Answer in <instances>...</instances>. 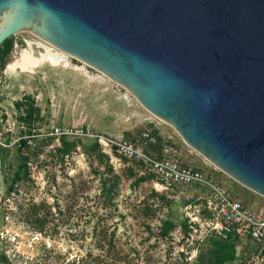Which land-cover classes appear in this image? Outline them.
I'll list each match as a JSON object with an SVG mask.
<instances>
[{
    "label": "rangeland",
    "instance_id": "374dc122",
    "mask_svg": "<svg viewBox=\"0 0 264 264\" xmlns=\"http://www.w3.org/2000/svg\"><path fill=\"white\" fill-rule=\"evenodd\" d=\"M10 36L0 67V264H264V244L211 232L205 191L165 188L94 136L47 133L57 125L132 137L151 128L182 148L186 163L223 177L244 204L262 207L263 196L189 154L178 132L130 92L54 45L48 58L21 67L26 52L41 58L44 42L28 30ZM75 66L116 85L126 100L70 74ZM30 109L38 116L28 119ZM167 220L174 226L165 231Z\"/></svg>",
    "mask_w": 264,
    "mask_h": 264
},
{
    "label": "water",
    "instance_id": "95a60500",
    "mask_svg": "<svg viewBox=\"0 0 264 264\" xmlns=\"http://www.w3.org/2000/svg\"><path fill=\"white\" fill-rule=\"evenodd\" d=\"M26 30L264 197V0H0V44Z\"/></svg>",
    "mask_w": 264,
    "mask_h": 264
},
{
    "label": "built area",
    "instance_id": "2783aa9c",
    "mask_svg": "<svg viewBox=\"0 0 264 264\" xmlns=\"http://www.w3.org/2000/svg\"><path fill=\"white\" fill-rule=\"evenodd\" d=\"M47 134L57 139L71 135L94 136L99 143L114 148L145 173L153 175L165 188L174 186L205 191V206L210 212L206 222L215 236L225 240L249 239L256 245L264 244V206L257 208L244 204L234 196L223 177L207 172L202 166L186 163L182 148L170 138L160 137L151 128H144L132 137L116 138L93 134L83 127L56 125ZM193 151L188 146L187 152L192 154Z\"/></svg>",
    "mask_w": 264,
    "mask_h": 264
},
{
    "label": "trees",
    "instance_id": "16d2710c",
    "mask_svg": "<svg viewBox=\"0 0 264 264\" xmlns=\"http://www.w3.org/2000/svg\"><path fill=\"white\" fill-rule=\"evenodd\" d=\"M13 44H14V39H13V37H8V38H6L1 44H0V67H3L4 66V64H5V62H6V60H7V58H8V56L10 55V53H11V51H12V49H13ZM15 105H17L18 106V108H20V106H21V104H20V102H18V101H16L15 102ZM38 111V110H37ZM38 114H39V111L35 114L34 113V111L33 110H28L27 111V113H26V115H27V117H28V119H31V117L33 116V115H36V116H38ZM62 137H65V136H62ZM61 138V137H60ZM26 143V141L25 140H20V143H19V147H21L22 145H24ZM21 178V173L18 171L15 175H14V177H13V181H17V180H19ZM114 178L117 180V177L116 176H114ZM172 226H174L173 225V223L171 222V221H165L164 223H163V229L165 230V231H167V229H169L170 227H172Z\"/></svg>",
    "mask_w": 264,
    "mask_h": 264
},
{
    "label": "crops",
    "instance_id": "0c3cea01",
    "mask_svg": "<svg viewBox=\"0 0 264 264\" xmlns=\"http://www.w3.org/2000/svg\"><path fill=\"white\" fill-rule=\"evenodd\" d=\"M68 66V65H66ZM74 71L73 73L70 74H75L78 75L81 78H85V82L86 83H93L95 85V87H99V90H110L112 92H114V94H116L118 97H121L122 99L126 100L125 97L123 95H121V92H119L118 88L116 87V85H111L109 83H105V79L100 76V75H90L87 73V71L83 70V68L81 67H73ZM101 87H103L102 89H100ZM116 138H120V137H116Z\"/></svg>",
    "mask_w": 264,
    "mask_h": 264
},
{
    "label": "bare ground",
    "instance_id": "6f19581e",
    "mask_svg": "<svg viewBox=\"0 0 264 264\" xmlns=\"http://www.w3.org/2000/svg\"><path fill=\"white\" fill-rule=\"evenodd\" d=\"M42 41L44 43H42L41 46L44 48L45 51L41 54V58L33 57L30 51L26 52L24 54L23 62L19 64L21 67L23 65L38 64L39 62H41L42 60H44V59H46V58H48L50 56V53L53 50V47L51 46V44H49L48 42L44 41L43 39H42Z\"/></svg>",
    "mask_w": 264,
    "mask_h": 264
},
{
    "label": "flooded vegetation",
    "instance_id": "af4514ba",
    "mask_svg": "<svg viewBox=\"0 0 264 264\" xmlns=\"http://www.w3.org/2000/svg\"><path fill=\"white\" fill-rule=\"evenodd\" d=\"M4 182H5V177H4ZM4 193H5V186H4Z\"/></svg>",
    "mask_w": 264,
    "mask_h": 264
}]
</instances>
